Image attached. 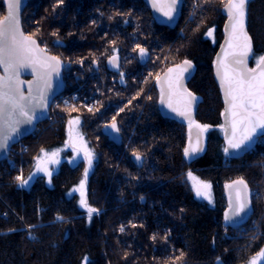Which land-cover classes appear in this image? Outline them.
Listing matches in <instances>:
<instances>
[{
    "label": "trees",
    "instance_id": "obj_1",
    "mask_svg": "<svg viewBox=\"0 0 264 264\" xmlns=\"http://www.w3.org/2000/svg\"><path fill=\"white\" fill-rule=\"evenodd\" d=\"M227 1L182 0L173 29L157 25L141 0L27 1L23 32L63 62V93L75 89L69 83L75 72L86 104L53 108V121L24 139L19 169L5 173L0 162V264H83L85 257L88 264H247L264 249V146L255 142L241 158L229 159L222 139L213 63ZM246 30L253 68L264 56V0L248 4ZM139 48L146 50L144 63ZM113 55L120 57L118 72L106 64ZM185 60L194 66L186 83L198 100L194 119L208 126L204 152L192 161L183 156L187 125L159 114L155 85L166 68ZM77 117L94 154L84 187L87 205L97 210L91 219L70 195L84 180V162L62 161L50 182L38 175L21 187L16 179L33 175L41 150L62 144L67 122ZM113 117L118 146L101 133ZM134 153L144 159L141 168L129 160ZM188 173L211 185L209 201L195 197ZM238 177L263 198L252 197L241 234L222 220L223 187Z\"/></svg>",
    "mask_w": 264,
    "mask_h": 264
},
{
    "label": "snow or ice",
    "instance_id": "obj_2",
    "mask_svg": "<svg viewBox=\"0 0 264 264\" xmlns=\"http://www.w3.org/2000/svg\"><path fill=\"white\" fill-rule=\"evenodd\" d=\"M59 3H63V0H59ZM178 3L180 0H152V6L169 21L174 18ZM248 3L249 0H228L225 5L228 16L226 29L229 30V35L226 41L227 50L224 51L222 58H218L217 75L224 90L226 103L224 115L228 127L221 126L224 128L228 144V147L224 149L226 154L229 153V149L240 150L250 147L257 136L264 135V56L254 57L256 68H248L247 61L253 52L251 37L246 30ZM21 4L22 0H7V15L4 20L0 21V68L3 69V73L0 74V150L2 151L8 149L10 141L14 137L22 134L23 125L33 124L37 119V109L47 107L52 76L53 74L59 76V69L62 65V61L58 57L47 55L46 49L41 48L36 39L23 33L19 19ZM207 35L211 36L212 30H209ZM139 55L144 57L146 50L139 48ZM109 63L118 67V57L113 56ZM191 68V61L185 60L183 65L168 69V75L161 83L160 102L166 104L177 115L186 118L189 121L190 129L195 125L201 132H204L207 131L208 126L196 124L191 118V103L197 98L186 88L180 91L184 73ZM24 69H30L35 76L34 81L27 83V95L23 90L25 82L20 79L21 71ZM172 73H177V75L173 77ZM121 78H123V73H121ZM157 81L160 83L159 77H157ZM164 84L167 85V92ZM176 96L188 98L185 107L174 106L173 98ZM92 110L91 107L88 109L89 112ZM68 123L69 138L72 140V126L78 125L80 120L77 117L69 120ZM109 127L113 131L119 132L115 117ZM77 138L81 142L80 147L77 148L73 142V150L77 153L84 152L88 168L84 171V180L80 182L79 188L75 191L80 192V205L87 207L88 216L91 219L92 214L97 210L87 205L84 198V187L88 169L93 164L94 154L85 147L83 137L78 133ZM202 150L198 145L185 148L184 155L188 157ZM41 151L44 152L43 149ZM44 155L48 159L38 160L37 171L44 172L50 182L52 173L47 165L59 163L58 152L44 153ZM134 156L137 162L141 161L140 153H134ZM188 176L195 180L191 173H188ZM32 178V176H29L28 179L16 177L21 187L28 185ZM197 184L199 186L194 185L197 196H203L210 200L208 190L211 185L203 182H197ZM233 186H236L235 204L232 205L230 197L229 211L238 216L249 209L248 186L243 179L226 185L228 188ZM57 219L63 218L58 217ZM229 219V214L226 213L225 220ZM120 230L124 231L123 227ZM257 255L261 260H264V249H261ZM83 264H88L87 257L84 258ZM250 264H259V261L253 257Z\"/></svg>",
    "mask_w": 264,
    "mask_h": 264
},
{
    "label": "water",
    "instance_id": "obj_3",
    "mask_svg": "<svg viewBox=\"0 0 264 264\" xmlns=\"http://www.w3.org/2000/svg\"><path fill=\"white\" fill-rule=\"evenodd\" d=\"M27 1L28 0H22L20 12H19L21 30H22V13H23L26 5H27ZM141 1L147 7V9L149 10V13H150V16H151L152 20L157 25L165 26V27L170 28V29L175 28V26H176V24L178 22L179 16H180V12H181L182 0H180V3H178L177 11L174 13V18L172 20H170V21L167 19V17H164L162 15V13L158 12L152 6V0H141ZM251 1L252 0H249V3ZM227 3H228V1H227ZM2 4L4 6V15L0 19V21L4 20L5 16L7 15V0H2ZM248 4H247V7H248ZM225 5L222 8L223 14L226 17L224 25H223V39H222V41H221V43H220V45L218 47V50L216 52V55H215V59H214V63H213V78H214V81H215V83L217 85V88H218V91H219V94H220V97H221V101H222V104H223V112L221 114V126H224V128H227L228 124L226 122V118H225V115H224L225 108H226L224 90L221 87L220 79H219V77L217 75L218 58H222L224 51L227 50L226 41H227L228 35H229V30L226 29V25L228 24V16L226 14ZM247 7H246V11H247ZM246 23H247V18H246ZM47 55L53 56L52 54H50L48 52H47ZM113 56L118 57V65H119L118 67H114L112 64L109 63L110 59ZM113 56H110L106 60V64H107V67H108V69L110 71L115 72V71H117L120 68V57L118 55H113ZM54 57H56V56H54ZM138 60H139L140 63H144L146 61V55L144 57H141L139 55V53H138ZM249 60H250V56H249L248 61H247V66H248V68H251V67H249ZM183 62L184 61H181L178 64L171 65L168 68H166L158 76L160 78V83H158L157 78L155 79V85H156V87H157V89L159 91V99H158V112H159V114L165 119L176 120V121H179V122L187 125V137H186V142H185V146H184V149H183V156H184V158L186 160L192 161V160L198 158L199 156H201L203 154V152H204V149H205V132H201L200 129L195 127V125H193L191 127V129H190L189 128V121L186 118L177 115V113L173 112L171 109H169L166 104H162L160 102L161 101V83L164 82L166 76L168 75V69L169 68H176L178 65H183ZM63 67H64V65H63V62H62V65H61V67L59 69V76H57L55 74H53V76H52L51 88L48 90V104H47V107L44 108V109H37V119L34 120L33 124H31V125H23L22 126V130H23L22 134L19 135V136L14 137V139L12 141H10L9 147H8V149L6 151L0 150V162L4 161L8 157L9 151L14 145H16L18 142L28 138L35 131L36 127L39 124H41V123H43V122H45L47 120V118L49 116V111H50L52 102L54 101L55 98L60 96L65 90V82L63 80ZM253 68H256V66L253 67ZM193 72H194V66L192 64V68L189 69L188 72L184 73V78L181 81L182 88H180V91H183V89L186 88V83L191 78ZM2 73H3V69L0 68V74H2ZM176 75H177V73H172L173 77H175ZM20 79L25 82L24 85H23V90L25 92V95H27V83L29 81H34L35 80V76L31 72L30 69H24V70L21 71ZM164 87H165V91L167 92V85L164 84ZM187 99L188 98H186V97H183V98L179 97V96L174 97L173 98L174 106H178V107H181V108L185 107ZM197 103H198L197 99L191 103V118H192V120H194V115H195V110H196V107H197ZM110 124H107V125L103 126L101 128V133L107 138V140L109 142H111V143H113V144L118 146V145L121 144L122 137L120 135V132H115L109 127ZM224 128H222V133H223L222 134V139H223L224 149H225L226 147H228V144H227V139H226V136H225ZM262 136H264V135H259L255 139H257L259 137H262ZM197 145L199 147H201L203 150L200 151V152H197L195 154H191L188 157H186L184 155L185 148H190V147L197 146ZM252 148H253V143L251 144L250 147H244V148H242L240 150L229 149V153L228 154L225 153V155L229 159H238V158H241L242 156H244L245 154H247L248 152H250L252 150ZM129 160L136 168H141L142 165H143V161H144V159L142 157L141 161L137 162L136 159H135L134 154H132L129 157ZM237 180H240V178L233 179V180L227 182L224 185V187H223V193H224L226 205H225V208H224V210L222 212V220H223L224 226H226L228 228H240V227L244 226L248 222V220H249V218H250V216H251V214L253 212L252 203H251V190H250V187L248 186L247 183L246 184L248 186V194H249V200H250L249 209L246 212L241 213L238 216L237 215H233V213L229 211V209H230V197H231L232 205L235 204L236 186H233L232 188H228V187H226V185L233 184V182L237 181ZM226 213H228L229 217H230V219L228 221L225 220V214Z\"/></svg>",
    "mask_w": 264,
    "mask_h": 264
},
{
    "label": "rangeland",
    "instance_id": "obj_4",
    "mask_svg": "<svg viewBox=\"0 0 264 264\" xmlns=\"http://www.w3.org/2000/svg\"><path fill=\"white\" fill-rule=\"evenodd\" d=\"M226 3H227V2H226ZM70 92H71V91H66L65 93H62V97H65V95H66V94H69ZM55 99H56V98H55ZM55 99H54V101H55ZM82 102H83V103H82ZM84 102H85V100H83L82 94H81V98H80L79 100H77L76 102L70 101V103L67 104V105L63 104L62 101L59 102L58 100H56L55 102H53L52 105H51L50 111H49V116H48L49 118H51V120L49 121V118H48L45 122L39 124L37 127L40 128V129H39L38 132L35 133V136H37L39 133H41L42 130H44L45 127L48 126L49 123L53 121V119H52V116L54 115V113H53V112H54L53 108H55V107L58 106V105H60V106H73V105H77V104H83V105H84V104H86V103H84ZM88 106L91 107L92 104H91V103H88ZM72 119H75V118H71V119H69V120H72ZM194 121H195V119H194ZM68 122H69V121H68ZM68 122H67V127H66L65 138H64L62 144L54 145V146L50 147L49 149L44 150V152L41 151V153L39 154V156L37 157V159H36V161H35V170H34V173H33V175H32L33 178L29 181L28 185H26L25 187L29 186V184H30L31 181L35 178V176L42 175V176H44L46 179H49V177H48L47 175H45L44 172H38V171H37V163H38V160L43 161V160H47V159H48V157L45 156L44 153H48V154H50V153H52V152H58L57 159L59 160V163H58V164H48V165H47L48 169L51 171L52 174L57 170L58 165H59L62 161H66V162H68L71 166H75V165H77L79 162L82 161V162H84V164H85V169L88 168L87 161H86V159H84V152H83V151H80L79 153H77L76 151L73 150V147H72L73 142L76 144L77 148L80 147V143H81V142H80V140L77 138V133H78L79 136L83 137V143H84L85 147H86L88 150H90V148L88 147L87 142H86V140H85V138H84V136H83V134H82V132H81L80 123H79L78 125H73V126H72V129H73V131H72V140H70V138H69V123H68ZM195 123H196V121H195ZM197 124H198V123H197ZM37 127H36V128H37ZM204 132H205V131H204ZM29 137H31V136H29ZM258 139H260V137L257 138V139H255L254 142H253V144H254V143L256 142V140H258ZM22 142H24V140H22ZM90 151H91V150H90ZM74 158H75V159H74ZM93 161H94V159H93ZM91 170H92V167L88 169V175H89V173L91 172ZM84 171H85V170H84ZM192 177L195 178V180L190 179V180H191V183H192V187H193L194 190H195V197H197V198H204L203 196H197V194H196V187H194V185L199 186V185L197 184V182H202V181H200V180H199L198 178H196L195 176H192ZM238 178L242 179L241 177H238ZM203 183H204V182H203ZM79 185H80V184H79ZM79 185L75 186V187L71 190L70 195H71V194H76V195L78 196V198H79V205H80V199H81L80 192H79V191H75V189H78V188H79ZM250 190H251V201H252V197H254V198L258 199V200L262 198L261 196H259L256 187H254L253 189L250 188ZM204 199H205L206 201H209V199H206V198H204ZM262 199H263V198H262ZM80 206H81V205H80ZM81 208L84 209L85 207H82V206H81ZM252 213H253V212H252ZM251 215H252V214H251ZM250 217H251V216H250ZM249 219H250V218H249ZM248 221H249V220H248ZM252 226H253V224L250 223L249 227L252 228ZM242 227H243V226H242ZM242 227H240V228H242ZM253 227H254V226H253ZM240 228H237V229L239 230V231H238L239 233L242 231V229H240ZM243 228H244V227H243ZM25 230H26V228H25ZM28 230H29V228H28ZM30 234H31V233L29 232L28 235H30ZM240 234H241V233H240ZM255 258L259 261V264H264V260H261L260 257H259L258 255L255 256ZM251 260H252V259H251ZM251 260H250V261H251ZM250 261H249V263H247V264H250Z\"/></svg>",
    "mask_w": 264,
    "mask_h": 264
},
{
    "label": "built area",
    "instance_id": "obj_5",
    "mask_svg": "<svg viewBox=\"0 0 264 264\" xmlns=\"http://www.w3.org/2000/svg\"><path fill=\"white\" fill-rule=\"evenodd\" d=\"M66 66L70 67V64H66ZM71 76H72V79L69 80V83L72 84L75 87V89L71 90V92L69 94H66L65 97H62V94H61L60 96H58L55 99V101L56 100H58L59 102L62 101L63 104L67 105L70 103V101L76 102L77 100H79L81 98L82 90H81V86L77 84L75 72H72ZM55 101H53V102H55ZM52 118H53V116H52ZM50 120H51V118H49V121ZM39 129L40 128L37 127L35 129V131L30 136L33 138L36 137L35 133L38 132ZM256 143L259 146H264V136H262V137H260V139L256 140ZM26 148H27V145L24 142L20 141L10 149L8 157L4 160V163L1 164V168H2L3 172L11 173L13 170L20 168L21 159H22L23 154L26 152ZM19 176H20V174H19ZM26 231L29 234L28 228H26ZM28 237L31 238V235H28Z\"/></svg>",
    "mask_w": 264,
    "mask_h": 264
},
{
    "label": "flooded vegetation",
    "instance_id": "obj_6",
    "mask_svg": "<svg viewBox=\"0 0 264 264\" xmlns=\"http://www.w3.org/2000/svg\"><path fill=\"white\" fill-rule=\"evenodd\" d=\"M119 70V69H118ZM118 70L117 71H115V72H118ZM157 88V87H156ZM158 90V89H157ZM159 92V91H158ZM159 99V98H158ZM172 121H176V120H172ZM177 122H179V121H177Z\"/></svg>",
    "mask_w": 264,
    "mask_h": 264
}]
</instances>
